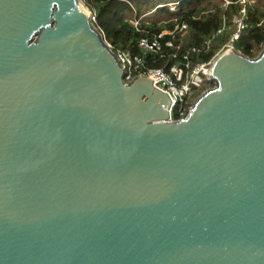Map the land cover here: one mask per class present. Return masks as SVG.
Instances as JSON below:
<instances>
[{"label": "water", "instance_id": "obj_1", "mask_svg": "<svg viewBox=\"0 0 264 264\" xmlns=\"http://www.w3.org/2000/svg\"><path fill=\"white\" fill-rule=\"evenodd\" d=\"M82 0H0V264H264V42L184 116Z\"/></svg>", "mask_w": 264, "mask_h": 264}, {"label": "trees", "instance_id": "obj_2", "mask_svg": "<svg viewBox=\"0 0 264 264\" xmlns=\"http://www.w3.org/2000/svg\"><path fill=\"white\" fill-rule=\"evenodd\" d=\"M82 1L93 13L94 24L112 49L128 50L131 53L141 54L145 58L147 65L161 66L163 68H167L176 59L170 55L172 49L164 47L163 55L158 57L137 47L136 39L140 32L136 31L126 20L130 16L131 6L137 15L150 8L161 10L169 16L173 14L167 18L152 20L141 16L140 27H144L149 31H158L160 28L171 27L172 17H177L180 21H184L186 27L176 31L172 36L173 43H179L180 47L189 44L200 45L203 39L219 24L222 16L225 19H229L228 23L232 31L233 25L230 17L233 13L238 12L240 7V3L237 0H229L224 6H222L223 0ZM167 2H174L173 9L168 8ZM244 10V26L239 30L237 37L232 40V46L241 53L252 57L256 55L264 42V0H245ZM227 38L228 36L220 38L217 47H214L211 43L207 50L200 49L192 53L189 56L190 59L194 61L209 58ZM178 57L179 55H177ZM207 81V86H211L212 81Z\"/></svg>", "mask_w": 264, "mask_h": 264}, {"label": "built area", "instance_id": "obj_3", "mask_svg": "<svg viewBox=\"0 0 264 264\" xmlns=\"http://www.w3.org/2000/svg\"><path fill=\"white\" fill-rule=\"evenodd\" d=\"M237 1L240 3V7L238 12L233 13L230 17L233 29L228 38L221 43L218 49L209 58L194 61H192L189 56L200 49L207 50L210 46L211 38L224 29L226 21L223 16L219 24L203 39L200 45L189 44L180 47L179 43H173L172 36L176 31L186 27L184 21H180L177 17H172L171 27L160 28L158 31H149L144 27H140V18L142 14L137 15L130 4L131 13L126 20L136 31L140 32L136 39L137 47L143 51L157 55L158 57L163 55V48L168 47L172 49L170 55L176 59L170 63L167 68L149 66L146 64V60L141 54L131 53L128 50L112 49L110 44L105 40L123 67V80L127 81L132 76L139 73L151 76L152 83L164 91L169 98L168 119L175 120L184 116L191 104V102L187 101L188 94H190L193 89L195 90L201 86L203 78L209 80L207 77V69L211 59L220 50L233 47L232 40L237 37L239 30L244 26L243 15L245 11V0ZM228 2L229 0H223L222 6ZM173 4L174 2H167L168 8L173 9ZM90 19L92 21L94 19V15L91 11ZM177 55H179L178 58Z\"/></svg>", "mask_w": 264, "mask_h": 264}, {"label": "rangeland", "instance_id": "obj_4", "mask_svg": "<svg viewBox=\"0 0 264 264\" xmlns=\"http://www.w3.org/2000/svg\"><path fill=\"white\" fill-rule=\"evenodd\" d=\"M171 15H173V14H171ZM142 16H143V18H146L148 20L162 19V18L170 17L165 12H163L161 10H153V8H150V9L144 11L142 13ZM225 21H226V23H225L226 25H225L224 29L219 34L215 35L210 41V44L212 43L214 47H217V45H219L220 38H222V37L225 38V37L229 36V34H230L231 27H230V24L228 23L229 19L226 18ZM207 85H208V81L203 78L201 86L195 90L193 89L191 91V93L188 94L187 101L192 102L194 100V98L198 95L200 90H203L206 87H208Z\"/></svg>", "mask_w": 264, "mask_h": 264}]
</instances>
